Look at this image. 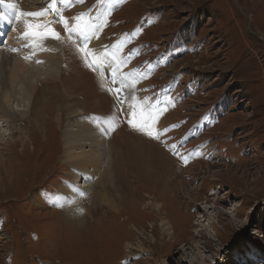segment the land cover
<instances>
[{
    "label": "rangeland",
    "instance_id": "374dc122",
    "mask_svg": "<svg viewBox=\"0 0 264 264\" xmlns=\"http://www.w3.org/2000/svg\"><path fill=\"white\" fill-rule=\"evenodd\" d=\"M29 1L33 7L43 2L36 6L43 19L60 24L62 5ZM90 1L95 3L84 2L82 11L70 3L76 23L85 21L87 6L103 10L102 39L112 45L123 41L121 52L127 56L124 97L139 112L146 103L155 105L150 113L159 108L156 90H163L162 117L170 116L164 128L173 131L176 123L172 140L188 162L163 139L141 134V141L138 134L133 139L126 134L118 147L112 146L113 182L105 178L96 186L95 174L75 177L63 162L70 111L98 112L96 98L74 82L78 79L70 67L60 69L63 84L59 79L50 85L43 76L49 67L57 71L52 62L62 53L57 50L61 34L56 46L50 39L43 45L41 38L38 51L30 52L36 57L27 55V63L19 55L0 54V81L2 70L8 74L6 65L22 60L29 74L41 70L42 81L34 79V86L42 100H49L55 88L68 89L59 124L52 118L55 101L37 108L29 99L20 104L12 99L16 110L4 115L10 122L0 118V264H264V0ZM12 31L7 29L4 43ZM20 35L16 42L22 43ZM5 56L9 61L2 62ZM109 88L113 105L116 92ZM70 103L76 104L70 108ZM176 105L184 110L173 120L180 112ZM36 113H41L42 127ZM126 127L122 132L130 135ZM163 145L171 157L160 149ZM195 162L199 165L192 174ZM63 185L77 191L56 201ZM100 191L114 206L99 200ZM162 221L172 224L166 234Z\"/></svg>",
    "mask_w": 264,
    "mask_h": 264
},
{
    "label": "bare ground",
    "instance_id": "6f19581e",
    "mask_svg": "<svg viewBox=\"0 0 264 264\" xmlns=\"http://www.w3.org/2000/svg\"><path fill=\"white\" fill-rule=\"evenodd\" d=\"M55 2H56V4L52 3V6H54V5H60L61 6L62 5L61 7L63 8V11L58 12L60 14H57V18H60V20H61V17L68 19L70 22V25L73 27H75V26L82 27L86 31V33L89 37L87 42H82V41L78 42L76 34H73L71 39H73L74 42H72L68 38V33H66L64 30V24H63L62 20H61L60 24H57V23H53V22L48 21V20H44L42 15H38V17H33V16L27 15V13H29V12L41 14L40 12L42 9H38V8H36V6L37 5L40 6V5L44 4L43 2H40L36 6L33 7V4H35V3L31 4L32 2H30L29 0H4V3L0 4V54H2V53L6 54V55L9 54L10 57H11V54H14L15 56L19 55L18 57H21L20 59L24 60V62L26 61L25 63H27V60H29V59H27V60H25V59L30 55V52L38 51V46L41 45V44L38 45V43L41 40V38H43V42H42L43 45L46 44L44 39H46V40L50 39V40H48L49 44L54 45V46L57 45V43H56L57 38H55V39L54 38H44L43 35H41V36H33L31 34L25 35V32L29 31V30H26V28H25L26 26H28L29 23H31L33 25L40 24L41 27H40L39 31L41 33L44 31V29L46 27H50V28L57 30L61 34L60 43L58 44L59 46H57V50H58V48H61V51H62V53L60 52L61 55H58L56 53L57 52L56 48L52 47L56 51L55 53L57 55L56 57H54V60H53L54 62H52L58 67L57 71H55L52 67H49L47 70L46 69L42 70V71L47 72V73L43 72V76L44 75L48 76V81L51 82L50 85H53V84L56 85L57 80H59V79H60L61 83L63 84L64 82L60 78V77H62V75H60L61 74L60 69L62 68L63 65L70 67L74 76H76L78 79V80L75 79L74 82L78 83V81H80L83 84V86L85 87L84 90L89 94V96H91V97L94 96V98H96L94 104L96 105V109H97L96 112H98V114H96V113L86 114L85 111H81V112L77 111L76 112L74 108L72 111H70V115H69L70 117L68 116L70 121L67 125L66 134L63 137V141H65V145H64L65 154L63 156V159H64L63 162L68 164V166H70L72 168L75 177L77 176L76 173L81 174V176H83L82 173L83 174H85V173L95 174L96 178L94 180V184L96 186H102L105 178L107 180H109L110 175L114 176V174L110 170V169H112V166L114 167V159H113V164H111L112 158H113V156L111 155L113 153L112 146L115 145V147H118L117 145H119L121 142L119 140V137L121 135L126 137V134H127L130 138L132 137V139H133L134 135L138 134L141 136V141L144 140L140 132H137L135 130L133 131V129L128 127V125L126 123L120 124L119 122H121V121L119 119H117L114 114H111V109H112L113 105H112V102L110 101V99L107 95V92L105 91V89H108V87H114L115 88V86L112 83V75L115 76V79L117 81V86H119L121 88L122 92L125 88V85H128V75L126 73L127 56L125 53L121 52L122 51L121 48L124 47V44H123V41L117 42V43H122V45H123L122 47L120 44L116 45L117 43H113V45L112 44H105L106 39L105 38L102 39V37L104 36L103 31L106 28V26L104 24V16L102 13L103 10H100L99 12L90 11L89 10L90 8L87 6L88 10L85 12L83 11L84 13H82L83 17L85 18L84 19L85 21L80 23V24H77L76 23L77 16L74 12H71L74 9L70 11L69 6H71L70 3L72 2V3L76 4L78 9L86 10V5L84 4V2L82 0H55ZM115 4L116 5L114 6V8L117 7V3H115ZM8 5H15V7L14 8L8 7ZM108 8H113V7L109 6ZM89 13L91 15H89ZM79 14H81V13H79ZM20 17H24V18L23 19L21 18L22 20H20ZM90 17H94V18L90 19ZM18 18H19V21H18ZM25 23H26V26H24ZM91 26H93L94 29H91ZM11 27L13 28V31L9 35V38L7 39V41L4 43V39L8 33V32L6 33V31L8 28H11ZM23 30L25 32L21 33V31H23ZM93 31H96L97 34H91ZM19 34H24L22 36L20 35L21 37H24V38H22V40H24L22 43L16 42L17 39H20L19 37H17V36H19ZM85 43H86V47H85ZM43 47L41 46V48H43ZM80 47H85V51H86L87 58H88L89 62L98 61L100 59H105L104 67L100 71H97V72H92L88 68H86L84 66L83 62L81 61V58H80L81 54L78 52V48H80ZM23 48H26V50H21ZM112 48H114V49L112 50ZM13 49H15L16 51H13ZM39 55H41V54H39ZM30 56H31L30 58L36 57L33 54H31ZM49 56H50V54H49ZM20 59H18V60H20ZM42 59H44V58H42ZM4 60L9 61V58L6 56L4 58H1L2 62ZM22 60H20V62L18 61L17 63L13 62L12 66L9 64L5 66V69L8 73L7 76H6V73L4 70L1 71V76H2L1 79L2 80L0 81V114H2V115L0 116V118L4 115L8 116L10 113L15 112L16 109H14V107L11 105L12 99H14L15 101H18L19 104L21 102H25V99H29L28 102L29 103L31 102L32 106L34 105L37 108L40 107L39 104L55 101V104H58L57 105L58 107L56 109V112L53 114L52 118L55 121H57L59 124L61 122V110L64 109L63 95L68 89H66L65 86H64L65 87L64 91H62L60 89V87L58 89L55 88L56 90H54L52 93H50L51 91L49 92L50 94H52V97H50V99L47 100L48 102L46 100H42L37 95V92H36V89L34 86V83H35L34 79H38V82L42 81V78L39 77V75L41 74V70L38 72L35 69L33 72L30 73L31 74L30 75L28 73V71L25 70V67L23 66L24 62H22ZM55 65H53V66H55ZM119 65H121V66H119ZM36 67H38V66H36ZM137 67H138V65L134 64L133 67L131 68V70L133 72H136ZM30 69L31 68H29V70ZM10 71H11V74H10ZM17 81H19L20 84L16 83ZM67 93H68V91H67ZM18 95H20V97H21L20 99H18ZM69 97H71V95H68L67 99H69ZM113 101H114V98H113ZM86 103H89V102H86ZM75 104L76 103L71 105V103H70L71 107L68 106V104H66L65 108L66 109H69V107L72 108ZM147 105H149V104L146 103L144 105V110L142 112H139L137 109H135V111L137 112V115L147 118V117H149V114H150V118L152 120L156 121V125H155L156 128L166 127V125H167L166 122L169 120L170 116L168 118H166V117L164 118L162 116L157 117L156 114L152 112V109H150V113L148 112L149 108H146ZM26 106H27V104H26ZM151 106H155V105H151ZM175 107H176V110H178L180 112L178 113L176 118L173 120H178L181 118V112L184 109H183L182 105H178V106L176 105ZM175 107H174V109H175ZM44 109H46V108H44ZM101 113L104 114L105 118L102 115H101L102 117L100 116ZM39 114H41V113H36V115H37L36 123L38 124L39 127H42V121H41L42 119H40L41 117H39ZM48 117L50 119V116H48ZM4 118L8 122H10L8 117L4 116ZM10 119H11V117H10ZM162 120L165 124L161 125L159 122ZM108 121H111L112 123H110ZM120 125L124 126V128L126 126H127L126 128H130L132 131L131 134H133V135H131V134L129 135L126 132L123 133L122 131L124 130V128L122 127V129H123L122 130L119 127ZM172 125H174L173 131L170 130L168 132V134L166 133L165 137L162 138L163 142L166 139V143L165 142L164 143L168 144L169 146L175 145V141L172 139L177 135L176 123H173ZM102 128H104V129H113L114 128L115 130L110 131V133L107 136L105 133L101 132ZM43 129H46V127L45 128L43 127ZM153 130H155V129H153ZM133 132H135V133H133ZM1 133L2 132L0 131V138H2V136H3ZM111 136H113V138L109 139V142L111 143V145H108L107 141H108V138H110ZM143 136H145V135H143ZM144 138H146V137H144ZM117 140H118L119 144H116ZM176 145H175V147H176ZM121 149H122V146H121ZM23 150H24V148H23ZM180 153L182 155L188 156L183 151H181ZM121 154L123 156L122 150H121ZM114 158H115V155H114ZM121 164L124 167L127 166L124 159H121ZM197 165H199V164H196V162H195V163H193V165L189 169V171L192 174H194L192 169ZM185 174H187V173H185ZM112 179L113 178H111L109 180V183H110V181L113 182ZM88 182L91 183V181H88ZM116 184H117V181H116ZM180 184H181L180 187L184 186V182H180ZM81 186L82 185H80V187ZM74 190H75V188L72 186L71 187L68 185L61 186L59 188V195L56 198V201H61L66 196L71 194ZM75 191H77V189ZM97 193L98 192H96V194ZM100 193L102 195L98 194L99 200L108 201L109 202L108 204H110L111 203L110 199L107 198V200H105L106 196L101 191H100ZM90 196H92V195H90ZM99 200H98V202H99ZM153 200L151 202L153 205L156 206L157 205V204H155L156 200L155 201H153ZM96 202H97V200H96ZM110 205H111V207L114 206L113 204H110ZM157 207L160 209L161 205L158 204ZM170 224H171L170 222L168 223V222L162 221L161 227H162L164 234L168 233L169 229L171 230L172 224L171 225ZM130 247H133V246H130ZM260 259H263V257L260 256Z\"/></svg>",
    "mask_w": 264,
    "mask_h": 264
},
{
    "label": "snow or ice",
    "instance_id": "6c2138e0",
    "mask_svg": "<svg viewBox=\"0 0 264 264\" xmlns=\"http://www.w3.org/2000/svg\"><path fill=\"white\" fill-rule=\"evenodd\" d=\"M4 0H0V4H3ZM55 3V0H53V4ZM8 7L14 8L15 5H8ZM54 10V9H53ZM28 16H36L41 15L38 13H27ZM61 20L64 24V30L66 33H68V38L71 40L73 34L77 35V41L87 42L89 39L86 31L79 26H71L68 19H65L61 17ZM28 32H25V35H33V36H41L43 35L44 38H59L60 33L56 32L55 29L46 27L44 29V33L42 34L39 29L41 27L40 24H28ZM86 47V43H85ZM85 47L78 48V52L81 54V61L83 62L84 66L88 68L92 72L100 71L104 67L105 59H100L98 61H92L89 62L87 58V54L85 51ZM13 51H16L13 49ZM107 58V57H106ZM111 74V73H110ZM112 83L115 86V92L116 97L113 101V107L111 109V114H114L117 119L121 121V123H126L128 127L132 128L133 130L140 132L143 135L149 136L152 139L156 141H161L163 137H165L166 133L168 132V128H156V121L152 120L149 117H141L137 115V112L135 111V106L128 103V97H124L122 94V90L119 86H117V81L115 79V76L112 75ZM106 92H108L110 95L113 92V89H105ZM151 105H147L146 108H150ZM174 126V125H173ZM155 129V130H153ZM115 129H104L105 134H108L110 131H114ZM166 143V139L164 140ZM170 147L175 151V154L180 157L181 160L184 161V163L188 162V157L185 155H182L178 150H176L175 145H170ZM83 195V193H80ZM82 211V210H81Z\"/></svg>",
    "mask_w": 264,
    "mask_h": 264
}]
</instances>
